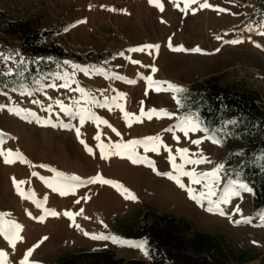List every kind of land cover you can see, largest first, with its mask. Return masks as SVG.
I'll list each match as a JSON object with an SVG mask.
<instances>
[{"label":"rangeland","instance_id":"374dc122","mask_svg":"<svg viewBox=\"0 0 264 264\" xmlns=\"http://www.w3.org/2000/svg\"><path fill=\"white\" fill-rule=\"evenodd\" d=\"M11 1L0 0V9L18 18L39 16L41 30L60 32L53 41L81 57L74 63L79 68L64 64L63 71L41 78L30 88L0 91V150H11L14 157L19 153L27 161L17 159L6 164L0 156V214H4L0 215V229L15 241L13 247L0 234V252L7 254L5 264H20L30 248L34 250L29 264H56V258L66 252L104 248L111 249L123 264L146 262L141 248L91 236L114 235L126 240L124 228L133 224L139 211L149 208L190 221L199 232L224 234L236 253L244 252L247 260L264 264L262 212L255 208L250 191L239 189V183L233 190L240 191V195L220 203L224 215L209 212L207 199L198 204L186 191L192 188L197 195L207 192L204 185L209 180L193 184L190 177L180 176L185 185L181 188L174 180L157 174L179 175L163 146L158 153L145 152L142 146L135 150L138 156L154 162L155 171L147 163L133 164L127 153L123 157L109 154L102 159L98 146L103 142L110 153L114 151L112 144L158 135L176 156V164H184V171H194L199 178V174L216 169L222 155L218 145L206 138L207 132L189 131L185 136L177 129L165 131L189 113L185 93L156 91L157 86L150 87L146 78L186 89L195 81L217 76L223 85L257 92L258 104L264 110V19L256 0H197L186 13L180 10L183 0L180 8L173 0H159L163 11L149 0H16L20 10H13ZM205 2L213 7L201 8ZM169 40L172 48L182 46L185 50L173 51ZM231 40L240 43H227ZM145 45H159V49L144 48ZM139 48L144 50L131 51ZM195 48L201 51H192ZM89 51L95 53V62L86 60L84 54ZM65 83L70 87H61ZM159 87L167 89L168 85ZM174 96L185 106H178ZM93 98L99 103H93ZM58 102L70 108L71 114L62 111ZM142 107L145 113L154 108L175 115L168 118L154 114L151 119L143 116L142 122L130 117L129 126L124 112L140 116ZM85 109L93 118L81 124ZM105 120L107 124L99 122ZM98 134L99 141L95 139ZM192 140L201 143L196 145ZM85 145L92 149L91 153ZM178 148H187L190 159L203 157L206 162L184 163ZM98 174L123 185L136 199H126L112 185L87 182ZM72 176L80 177L83 183L65 179ZM218 176V182L212 181L216 193L211 197L213 201L229 185L220 170ZM14 180L25 181L20 188L29 198L17 192ZM46 181L67 194L54 191ZM237 207L240 211H236ZM53 211L59 215L47 214ZM66 211L81 214L69 219L64 215ZM245 218L251 222L235 223ZM13 225H19V230Z\"/></svg>","mask_w":264,"mask_h":264},{"label":"trees","instance_id":"16d2710c","mask_svg":"<svg viewBox=\"0 0 264 264\" xmlns=\"http://www.w3.org/2000/svg\"><path fill=\"white\" fill-rule=\"evenodd\" d=\"M264 7V0H256ZM39 16L13 17L0 9V52L18 53L13 63L0 59V91H21L35 85L41 78L63 71L64 61L76 63L77 52L53 41L60 32L40 29ZM16 43V45H14ZM95 62V53L84 54ZM23 58L25 63L20 64ZM73 58V61L71 60ZM63 63V64H62ZM6 68L3 69L2 66ZM12 69L11 74L8 73ZM22 72V75H18ZM185 93L191 113L199 115L202 127L213 130L222 155L221 173L229 181L251 188V199L258 212H264V110L259 94L246 87L223 85L217 76L193 82ZM228 121H237L229 124ZM225 133H227L225 135ZM126 240L146 241V262L134 264H245L243 253H236L231 240L224 234L199 232L183 218L152 208L137 213L131 226L124 228ZM250 259V258H249ZM56 264H123L109 249H77L56 258Z\"/></svg>","mask_w":264,"mask_h":264},{"label":"snow or ice","instance_id":"6c2138e0","mask_svg":"<svg viewBox=\"0 0 264 264\" xmlns=\"http://www.w3.org/2000/svg\"><path fill=\"white\" fill-rule=\"evenodd\" d=\"M149 3L154 4L155 6H157L158 8H160L161 11H163V5L159 3V0H149ZM173 3L175 4V6L177 8H180V0H173ZM197 0H183V8H180V10L182 12H187L188 9L190 8V6L192 4H196ZM201 8H212L213 6L211 4H208L207 2L205 3H201L200 4ZM113 10L114 9H110ZM218 11H226L225 9H217ZM195 11V10H193ZM85 21H79L78 23H83ZM217 39H219V37H217ZM227 43H240L239 40H231V41H227ZM169 47L172 48L171 45V40H169ZM144 48H148V49H159V45H145ZM144 48H139V49H131V51H143ZM173 51H184L185 49H183V47H177V48H172ZM192 51H196L199 52L201 51L199 48H195L192 49ZM18 53L14 52V51H10L7 55H5L3 52H0V59H2L5 63H7L9 60H12L13 63H15L14 61V56L17 55ZM134 63H138V61H133ZM25 63V60L23 58L20 59V64L23 65ZM64 64H71L70 61H64ZM73 69L79 68L78 65L75 64H71ZM82 71H86L85 69H81ZM153 71L155 72L156 69L153 68ZM12 73V69L9 68L8 73L5 74H11ZM18 75H22V72H18ZM67 75V74H66ZM72 75H74V73H72ZM149 81V86L151 87L153 84H155L156 87V91H161V90H165V91H173L175 93H183L186 92L187 89H184L183 87L171 84L169 82H164V81H153L151 77H147L146 78ZM167 83L168 87L167 89H161L159 87V85ZM52 87H55V85H51ZM61 87H70V85L68 83H65L63 85H61ZM78 91H80L82 94L84 95H88L86 93H84L83 89H77ZM176 100V103L178 106L180 107H184L185 105L182 103L181 99L177 98L176 96L173 97ZM93 103H99L98 101H96L94 98L92 99ZM60 103V102H58ZM78 103V101H77ZM143 103V102H141ZM118 107H120V105H117ZM60 107L61 110L71 114V109L65 107L62 103H60ZM84 111V115L80 116V123L83 124L84 120L86 118L91 119L93 118V114H91L90 112H88L86 109L83 110ZM121 111H123V108L121 107ZM163 115L166 116L168 118H172L175 114L174 113H169L166 110H157V109H150L147 113L144 112L143 107L140 110V116H136L133 113H128V112H124V116L126 121L128 122V125L131 126L132 123V119H129L130 117H133L135 119L136 122H142L141 117L143 116H147L148 119L152 118V115ZM98 119V118H97ZM100 123H104L107 124L108 122L105 121H99ZM227 123L229 124H236L237 121H228ZM202 124V121L199 117L198 114L196 113H191L189 112L188 114H186L183 117L178 118V123L176 125H174L173 128H168L165 129V131H174V129L180 130L184 133L185 136L188 135L189 131L195 132L198 130H202L205 132H208L209 129L208 128H201L200 125ZM67 126V125H65ZM109 127H111V125H108ZM77 134L79 135V129H76ZM112 131L116 133L117 136L120 135V133L115 129L112 128ZM217 132H223V129H216L213 130V135L206 137L208 139H211L213 143H220L221 141L216 139V133ZM227 133H225L226 135ZM175 139H179V137H174ZM96 140H100V135L98 134L95 137ZM3 141L0 140V143H2ZM81 143H83V141H81ZM193 144L199 145L201 143L200 140H192ZM100 148V155L102 159H107L109 154L111 155H116V156H121L123 157L126 153H127V159L131 160V162L133 164H137V163H147V165L149 167H152L153 170L155 171V166H154V162H152L151 160H148L147 157H141L138 156L136 153V147L137 146H142L144 148L145 152L148 151H152V152H159V149L161 146H163L165 148L166 151L169 152V160L172 164L173 169L179 173V175H173L171 172L168 173H157L158 175H164L167 176L169 179L174 180L181 188H185V185L181 182L180 180V176H187L191 178V181L193 184H199L201 182L202 179L205 180H209V183H206L204 185V187L207 189V192H200L198 195L196 194L195 190L192 188H187L186 191L189 194L190 199L195 200L198 204L201 203V201L203 199H207L209 201V207L206 209L209 212H219V214L224 215L223 210L220 208V203H228L229 202V196H239L240 195V191L237 190H233V186L236 185V181H229V185L228 187L224 190L223 195L216 201H213L211 199L212 196H214L216 193L214 191L213 188V184L212 181L218 182L219 181V176H218V172L220 169H222L224 167L223 164H220L217 166L216 169H214L213 171L209 172V173H201L199 174V178L197 177V174L194 171H184V164H180L177 165L176 164V156L172 155L171 152L172 150L170 148H168L167 145H163V142L160 138V136H149V137H145L142 140H129L126 143H115L111 145V149H114V151L106 152L105 148L106 146L104 145L103 142H101L99 145ZM86 150L91 153L92 149L88 148L87 145H85ZM177 153L180 155V158L184 161V163H190V164H199L202 162H206L205 159L202 157L201 159H190L189 158V150L187 148H178ZM0 156L4 157V163L6 164H11L14 163L17 159L20 160L22 163L27 162L24 157L17 153L15 154V157L12 153L11 150H8L6 153L2 150H0ZM41 167H44L43 165ZM55 171V170H53ZM33 175H36V173H33ZM63 173H57V176L63 177ZM41 179H44L43 177H41ZM65 179L67 180H72V181H79L81 183H83V181H81V178L78 176H72V177H65ZM88 183H102V184H107V185H112L113 187H116L118 190L121 191V194L125 196L126 199H133L135 200L136 197L134 196V194H132L128 189L124 188L123 185H120L118 182L116 181H112V180H108V179H104L102 176H100L99 174L95 177L90 178L88 181ZM25 181H15L14 180V184L16 185L17 188V192L21 195L24 196L25 198H29L20 188V185L24 184ZM46 183H48L46 181ZM49 187H52L54 191H58L61 195H66L67 192L63 189V188H59V187H55L52 183H48ZM74 187V186H73ZM239 189L244 190V191H251V188H249L246 184H239ZM34 195V194H33ZM77 203H79V201H77ZM37 207H40L39 204H37ZM236 211H240L239 207H237ZM82 212V210H81ZM53 216L59 215L56 212H50L47 213ZM81 213H72L70 211H66L64 213L65 216H67L69 219H74L75 215H80ZM0 215H4V214H0ZM44 217H40L41 220H43ZM261 219L264 220V212L261 213ZM250 223L251 220L249 218H245L242 221H235V223L239 224V223ZM13 227L16 230H19L20 226L19 225H13ZM77 227H79L77 225ZM0 234L5 235L6 239H9L10 243H12L13 247L15 246V241L12 237H10L8 235V233L6 231H4L3 229H0ZM85 235H88V233H85ZM16 239H18L19 237H15ZM92 239H96V240H111L113 243H119V244H127L129 246H135L138 248H141V250L145 251V255H148L147 251L144 249V244L146 243V241H141V242H132V241H127V240H122L121 238L117 237V236H106L104 234H99V235H92L91 236ZM44 239H47V237H45ZM38 246V245H37ZM34 249L30 248L28 249V251L26 252V254L24 255L23 259L20 261V264H29V257L32 255ZM6 253L4 252H0V264H5V260L4 258L6 257Z\"/></svg>","mask_w":264,"mask_h":264},{"label":"built area","instance_id":"2783aa9c","mask_svg":"<svg viewBox=\"0 0 264 264\" xmlns=\"http://www.w3.org/2000/svg\"><path fill=\"white\" fill-rule=\"evenodd\" d=\"M9 6L13 9V10H20V6L21 5H19L17 2H16V0H12L11 2H10V4H9ZM9 7V8H10ZM260 8V7H259ZM260 17L261 18H263L264 19V7H261L260 8ZM256 262L255 261H249V262H246L245 264H255Z\"/></svg>","mask_w":264,"mask_h":264}]
</instances>
